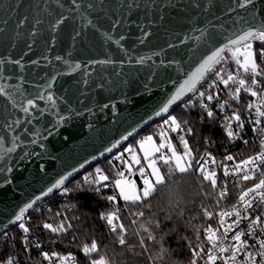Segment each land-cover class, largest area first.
<instances>
[{
    "label": "water",
    "instance_id": "obj_1",
    "mask_svg": "<svg viewBox=\"0 0 264 264\" xmlns=\"http://www.w3.org/2000/svg\"><path fill=\"white\" fill-rule=\"evenodd\" d=\"M87 2L90 0H83L79 11L92 19L97 28L83 27L81 17L75 21L67 20L52 32L49 24L61 13L77 15L76 11H68L70 7L74 8L71 0H61L64 8H60L55 0H47V4L45 0H19V7H16V0H0L3 5L0 7V28L4 29L0 32V58L23 57L24 64L21 69L6 63L5 75L13 79L0 80V83L23 84L28 93H34L35 85H43L50 76L59 73L51 90L57 97H64L62 101L58 99L56 107L45 112L38 123L34 113L31 125L23 123L26 114L14 110L16 117L22 120L23 128L29 129L28 133L23 128L12 133L0 131L6 137L5 148L12 146L15 136L21 137L13 152H0V233L51 199L59 190L42 197L20 221H15L19 209L46 191L61 175L72 173L65 181V186H69L81 172L101 163L130 140L137 139L155 122L172 115L192 93H186L171 105L169 112L160 116L155 113L201 59L233 32L243 28L242 19L250 20L254 13L257 21L264 20V0H253V5L246 9L235 8L233 0H211V3L209 0H172L175 6L166 4V0H157V6L146 9L140 0L142 6L126 17L129 22L125 23L121 18L122 23L112 30L110 22L103 18V12H92L83 6ZM116 2L105 0V6L115 8ZM195 3L200 7L193 6ZM229 6L235 11L228 12ZM111 8L109 15L115 19L117 15ZM24 17L27 20L17 27ZM37 19L43 23L36 25ZM5 20L6 24L3 23ZM34 27L37 33L30 36ZM203 29H208V34L197 40ZM75 30H80L81 36L73 40ZM144 31L149 33L147 37L143 36ZM103 32L112 37L107 43ZM121 35L124 40L119 39ZM53 36L55 41H52ZM170 44L173 47H169ZM44 55L48 56V61L42 59ZM56 56L68 60L69 64L55 60ZM141 57L143 63L138 62ZM32 60L41 62L33 65ZM100 60L112 62L89 63ZM77 62L81 68L73 72L72 65ZM85 71L88 76L83 75ZM20 75L27 83L16 79ZM85 79L88 84L83 83ZM3 99L0 97V105ZM39 103L43 107L48 102ZM105 104L107 108L103 107ZM61 116L64 119L57 123ZM3 118L0 112V121ZM33 139L37 140L36 144L31 143ZM116 141L120 143L116 144ZM105 148H112V151L104 152Z\"/></svg>",
    "mask_w": 264,
    "mask_h": 264
},
{
    "label": "snow or ice",
    "instance_id": "obj_2",
    "mask_svg": "<svg viewBox=\"0 0 264 264\" xmlns=\"http://www.w3.org/2000/svg\"><path fill=\"white\" fill-rule=\"evenodd\" d=\"M55 3L59 5L60 8H64L65 5L61 3V0H55ZM83 0H71V4L74 8L70 7L68 9L69 13L73 11L77 12L76 16H65L62 13L59 18H56L53 23L49 24L52 32H56L59 26L65 24L69 19L79 20L81 17L84 19L83 27L87 28L91 26L92 28H97V25L92 19H88L84 12L79 10L82 7ZM211 3V0H209ZM235 8L246 9V6L253 5V0H233ZM47 4V0H45ZM166 4L175 6L172 4V0H166ZM88 10L92 12H103V18H106L110 24L112 30H115L118 25L124 22L128 23L126 17L131 15L135 9L140 8V0H117L115 8L111 6H105V0H95V2H87L85 5ZM143 6L146 9H151L157 6V0H143ZM193 6L200 7L199 3H195ZM3 7V5H0ZM16 7H19V0H16ZM116 13L117 18L113 19L109 15V9ZM235 8L229 6L227 11L233 12ZM51 15V13H49ZM96 19H102L97 17ZM27 17L19 22L17 27L24 24ZM245 26L238 31L232 33L231 36L227 37L225 42L221 43L219 46H215L210 50L209 54L204 56L198 63L196 68L188 73L187 78L183 80L182 83L176 88L174 93L166 100V102L156 111L155 115L160 116L162 113L169 112V107L175 102L180 101L186 93H193V97L188 99L186 103H183L185 109L195 108L197 103L202 112L206 115H201L200 119H210L211 123L215 125L217 123V111L224 113L223 131L227 134V138L230 140H235L238 135V129H242L245 126L246 119L250 117H255L250 119L252 129L258 135L261 136L260 140V151L256 152L254 155L247 157L246 159L239 160L234 166L229 169L228 164H221L223 169V174L227 177L230 172L241 173L239 176L240 181L252 180L254 176H258L257 182L253 183L251 187H246L239 192V196L236 204H233L229 210L221 209L218 213L209 210L208 206L202 204L201 210L205 217H219L217 221V226L213 227L212 224H208L207 227L203 228V233L205 234V239L201 240L196 247L191 248V255L193 259L190 260L189 264H264V212H259L258 210L264 207V20L257 21L255 14L251 15L250 20L241 21ZM7 23V21H3ZM43 23L40 19L35 21L36 25ZM135 23V21H131ZM149 23H152L149 21ZM211 26V25H210ZM214 27V26H211ZM99 31V29H97ZM4 29L0 28V32ZM37 30L35 27L33 31L29 34L30 36H35ZM208 34V29H203L200 32V36L196 37L197 40L204 38ZM20 33H17L19 36ZM102 35L106 37L105 43L111 40V35L108 32H103ZM149 33L147 31L143 32V36L147 37ZM81 36L80 30H75L72 36L73 40ZM56 37H52V41H55ZM120 40H124V36L121 35ZM143 43V39L140 41ZM259 43V47L256 43ZM173 47V45H169ZM29 51L31 50V44L28 45ZM23 57L21 59H11V58H0V80L7 81L13 79L10 75H5V64H11L14 66H19L21 69L24 68L22 63ZM44 61H48V56L44 55L42 57ZM55 60H64L65 64H69L68 60H65L61 56H56ZM232 62L230 65L229 62ZM40 60H32L33 65L39 64ZM50 62V61H49ZM110 60H100V61H89V63H99L108 64L111 63ZM140 63L144 62V58L141 57L138 61ZM81 68L79 62L72 65V71L75 72L77 69ZM59 75V73H57ZM57 75H52L48 78L47 82L43 85H35L36 91L34 93H28L23 87V84H9L0 83V97L3 99V104L0 105V112L3 113V120L0 121V131L12 133L17 130V128H23V123L31 125L33 123V114L37 116V123L39 118H43L45 112L50 111L51 108L56 107L57 100H63L64 97H57L55 93L51 90L53 88V81L57 79ZM84 76H88V72L83 73ZM211 76V79L207 80V87L204 91L197 89V84L201 81H205L207 76ZM17 80L27 83L25 78L20 75L16 77ZM88 80H83L84 84H88ZM221 85L223 87H221ZM102 87V85H99ZM203 87V85H201ZM227 92L229 98L221 99L222 93ZM250 94L251 97L255 99H250L244 108V111L250 114L249 118H242L240 109L234 108L231 115L227 114V109L231 108L233 102L240 99L241 93ZM206 101H216V104L212 107L205 102ZM40 101H47L43 107L40 105ZM10 105V107H9ZM107 108L108 105L103 106ZM14 110H19L21 113L26 114V119L22 123V120L16 117V112ZM64 119L63 116L59 118L57 123ZM233 121L237 123L233 125ZM190 122L187 120H182L175 115L169 114L167 119L163 120V130L158 133L160 142L156 143L153 135L145 136L138 142L139 152L134 151L132 146L124 149V152L119 153L115 160L120 161L122 164V170L117 172V177L111 180L110 176L105 174L104 170L101 168H96L94 174H89L83 179V183L77 181L71 188L65 186V181L68 180L72 173L67 175H61L56 179L46 191L40 193L31 202L26 203L23 207L19 209L18 214L15 216V221H20L27 210L32 209L37 201L42 197L47 196L49 193H53L54 190H59L62 195H68L69 193H83V192H94L101 193V189H108L112 186L117 190L112 195L105 197V199L111 202L114 206L119 203L120 200L124 202V208H129L130 206H139L136 211H130V217H136L137 219H132V224H137L139 218L145 217V211L140 209L151 210L152 205L148 203L153 194L157 191L158 185H163L166 183V178L170 179L172 175L176 172L186 174L190 171H196L200 174L201 183L203 181H209L212 191L205 193V197L214 201L213 207H219L222 201L230 194L226 182H219L217 172L215 170H209L206 166L207 164H215V158L210 152H206L205 156L208 158L201 162L196 160L193 156V149L189 145V141L185 136H180V142L183 145V152H177L175 145L169 142L170 137L169 132L185 131L187 133H193L194 129L188 127ZM25 133L29 132L28 128H23ZM32 135H39V133H32ZM51 135V132H49ZM5 135L0 134V152L11 153L17 147L16 141L20 140L19 135L15 136L12 140L11 147H4ZM122 139H127V137H122ZM211 142V136L207 138ZM31 143L36 144L37 140L33 139ZM120 141H116L119 144ZM247 143V141H245ZM116 145L114 144L113 147ZM43 148L44 144H40ZM167 149V152L164 151ZM112 148H105L104 152H111ZM124 153H130L129 159L124 158ZM142 153V156H141ZM168 153H171L170 155ZM35 155L36 153H32ZM104 153H101L103 155ZM187 157V159H185ZM95 159V157L93 158ZM226 161H234L235 157L231 154L225 156ZM142 160L146 161V167H139L138 171L142 177V185H137L136 181L130 180L125 175L123 168H126L128 172L133 170V165H141ZM157 161H161L163 166L167 169L166 173L161 171V166L158 165ZM195 161V164L193 163ZM109 164L115 168L116 165L109 161ZM83 167V165H81ZM150 169V171H148ZM11 171V169H8ZM75 171V170H74ZM91 177V178H90ZM111 180V184L109 181ZM7 182V181H6ZM84 185L88 187L85 188ZM119 197V200H118ZM66 207H73V205H66ZM36 211H40L36 209ZM49 211H51L49 209ZM121 209L119 207H114L111 211H106L100 213V218L105 220L108 229L111 233L116 235V243L122 246L127 252L132 253L133 256H142L147 249V241L156 242V236L153 232L149 231L146 225L159 227L160 221L158 219L146 218L143 222L139 223V228L143 229L146 234L141 235L139 231L133 233L138 238L139 246L142 248V252L136 253L135 246L129 244L127 239L128 228L122 222L116 223V221L121 220L120 216ZM179 216H183V210L181 209L178 213ZM56 217H61L59 223L54 226L52 223L47 221L40 222L43 229L49 230L52 233H67L69 229L73 227L72 223L69 222V218L64 216L63 213L57 211L55 213ZM227 218V219H226ZM72 219H78L77 217H72ZM166 219L171 220V215L166 216ZM247 220L246 229L240 228L239 226L243 221ZM230 221V222H229ZM191 225V220L187 222ZM20 229L24 233H29L30 228L26 227L24 223L19 224ZM197 233V238H199L200 229L193 226ZM7 234L5 233V236ZM76 236H73V241L76 240ZM27 241V237H24ZM250 240L252 241L250 243ZM55 243V241H53ZM205 244L210 246H205ZM35 247L39 248L40 245L37 243ZM81 252L87 258L86 264H115V261L105 255H99V246L95 239L91 241L90 244L85 243L81 247ZM96 253L97 258H92V254ZM230 253V254H229ZM45 259H50L48 252L42 253ZM124 255V253H121ZM168 255V249L160 247L158 253L156 254L153 264L156 260H163L165 256ZM51 256H58L57 253H52ZM238 257H241L238 259ZM259 257V260H257ZM152 259L151 257H149ZM62 261L72 260V264H76V258L69 253L67 256L60 258ZM0 264H14L13 258H8L5 261H0Z\"/></svg>",
    "mask_w": 264,
    "mask_h": 264
},
{
    "label": "trees",
    "instance_id": "obj_3",
    "mask_svg": "<svg viewBox=\"0 0 264 264\" xmlns=\"http://www.w3.org/2000/svg\"><path fill=\"white\" fill-rule=\"evenodd\" d=\"M229 63L232 65L231 61ZM209 79H211L210 75L206 77L205 81H202L198 90L204 91L207 87L206 81ZM221 87L223 86L221 85ZM245 95V93H242L240 99L233 102L232 107L227 109L228 115H231L234 108H239L242 118H245ZM191 98L188 97L176 107L172 115L189 121L190 123L187 126L192 127L194 132L188 135H185L187 133L186 130L169 132V142L175 144L177 151H181L183 147L179 138L182 135L185 136L193 149V156L196 160H201L205 157L206 152H210L216 161L214 165L218 174V183L224 182L221 164H225V156L231 154L236 160L245 159L257 152L260 146V139L256 132L253 131L251 123L246 120L244 126L246 131H238V137L231 143L230 139L227 138V134L223 131L224 113L216 110L218 119L215 125L211 123L210 119L201 120L200 116L206 114L202 112L199 103H197L195 108L185 109L183 107V103H186ZM225 98H229L226 91L221 96V99ZM205 102L210 107L216 104V101L205 100ZM157 122L147 128L137 139L130 140L127 145L132 146L134 151L139 152L137 142L142 135L146 134L153 135L156 142L159 143L158 133L163 130L164 126L161 123L157 124ZM236 123V121H233V125ZM209 136H211V142L207 139ZM122 149L124 148L118 149L117 152L103 159L101 163H97L81 172L78 178L73 180L67 187L71 188L77 181L83 183L84 177L94 174L95 169L98 167L104 170L111 180L116 179V174L122 170V165L116 163L115 157ZM109 161L115 164L116 167L113 168ZM193 163L195 164V161ZM142 164H144V161ZM161 170L165 173L167 171L163 164H161ZM136 179L138 184L142 185L141 177L136 175ZM111 180L109 181L110 184ZM248 186L249 183L247 184L246 182L227 183L230 194L222 201L219 207H213L214 201L205 197V193L212 191L209 181L201 183L200 174L196 171H190L186 174L176 172L170 179L166 178L165 184L157 186V191L148 201L152 205L151 210L140 209L145 211V217L139 218L137 224L131 223L132 219L137 218L130 217L129 212L136 211L139 208L138 205L124 208L122 200L114 206L105 199V197L114 193V188L112 187L101 189L99 194L88 191L80 194L69 193L65 196L58 191L51 199L36 206L28 216L15 226L0 233V260L5 259L9 255H15L18 258V264H33L37 260L38 253L47 250L57 253L58 258L72 253L76 258V264H86L87 258L80 249L83 244H90L95 239L99 246V255H105L113 259L115 264H153V260L161 246L168 249V255L163 260H156L155 264H185L190 260V249L196 247L201 240H204L203 228L216 222L217 216L209 218L203 215L202 204L208 206L209 210L218 213L221 209L236 204L239 192ZM84 187L87 188L88 186L84 185ZM66 205H73V207L69 208ZM114 207L121 209V220L116 221V223L122 222L126 225L128 228L127 239L129 244L135 246L136 253H140L143 250L139 246L138 238L133 233L139 231L142 236L146 235L143 229L139 228V223L146 218L158 219L161 222L159 227L146 225L149 231L156 236V242L147 241L148 250L142 256H133L132 253L127 252L116 243V235L109 231L106 222L100 218V213L111 211ZM36 209L40 211H36ZM181 209L183 210L182 217L177 214ZM57 211L67 216L69 222L73 225L67 233H52L43 229L42 226H38L42 221H47L56 226L61 219V217L55 216ZM168 215H171V220L166 219ZM72 217H77L78 219H72ZM189 220H191V225L187 223ZM20 223H24L26 227H29L30 232L24 233L19 227ZM193 226L200 229L199 238H197V233ZM5 233L7 234L6 236ZM73 236L77 237L75 241L72 239ZM24 237H27V241L24 240ZM37 243L40 245L38 249L35 248ZM26 248H30L32 252ZM121 253H124V255H121ZM92 258H97V254L93 253Z\"/></svg>",
    "mask_w": 264,
    "mask_h": 264
},
{
    "label": "built area",
    "instance_id": "obj_4",
    "mask_svg": "<svg viewBox=\"0 0 264 264\" xmlns=\"http://www.w3.org/2000/svg\"><path fill=\"white\" fill-rule=\"evenodd\" d=\"M254 43H256V46L257 47H259L260 45H259V43H257V42H254ZM199 88V87H198ZM197 88V89H198ZM243 93V92H242ZM241 93V94H242ZM244 94V93H243ZM190 97H193V93H192V95L190 96ZM245 98H246V100H245V102L247 103L250 99H255V98H253V97H251L250 96V94H246L245 95ZM250 117V114L248 113V112H246L245 113V118H249ZM255 117H250V119H254ZM250 119H246L249 123H250ZM238 131H242V132H244V131H246V128H242V129H238ZM189 133H185V135H188ZM257 134V133H256ZM257 136L259 137V139L261 140V136L260 135H258L257 134ZM230 142L231 143H233L234 142V140H230ZM171 143V142H170ZM173 145H175L174 143H172ZM176 147V146H175ZM260 147H261V144H260V146H259V149L257 150V152L258 151H260ZM125 149V148H124ZM124 149H122L121 151H119L117 154H116V156L119 154V153H121V152H124ZM176 150H177V148H176ZM165 152H167V149H165L164 150ZM117 152V151H116ZM180 152H183V150L182 151H180ZM168 154H170V153H168ZM229 155V154H228ZM254 155V154H253ZM252 156V155H251ZM129 157H130V153H124V158L125 159H129ZM206 159H208L206 156L205 157H203L200 161L201 162H203L204 160H206ZM246 159V158H245ZM116 161V163L118 164V165H122L121 164V162L120 161H117V160H115ZM239 160H234V161H226L225 162V164H228L229 165V169H231L233 166H234V164L235 163H237ZM208 168H209V170H215L216 171V168H215V165L214 164H211V163H209V164H207L206 165ZM123 170L125 171V175L127 176V178L128 179H130V180H133V175H132V173H130V172H128L127 171V169L126 168H123ZM241 175V173H233V172H230V174L227 176V177H225L224 176V174H223V169H222V176H223V179H224V182H226V183H228V184H234V183H239V182H241V183H243V182H245V181H240L239 180V176ZM217 177H218V174H217ZM91 178V177H90ZM116 178H118V177H116ZM257 180H258V176H254L253 177V179L252 180H249V181H247L246 183L248 184L249 183V186L248 187H251L252 186V184L253 183H255V182H257ZM112 188H114V192H116L117 190L115 189V187L114 186H112ZM231 207H226V208H223L224 210H229ZM113 210V209H112ZM264 211V207H262V208H260L259 210H258V212H257V214H259V212H263ZM120 215H121V212H120ZM218 219H219V217H218V215H217V217H216V222L214 223V224H212V226L213 227H216L217 226V221H218ZM227 219V218H226ZM105 221V220H104ZM106 222V221H105ZM230 222V221H229ZM247 223H248V221L247 220H245V221H243L242 223H241V225L239 226L240 228H244V229H246V227H247ZM107 224V223H106ZM203 237H204V239H205V234L203 233ZM252 241L250 240V243H251ZM205 246L207 247V246H210V245H207V244H205ZM36 249H38L37 247H35ZM40 248V247H39ZM27 250H29L30 252H32L31 250H30V248H26ZM34 249V248H33ZM43 252H48L49 253V255H50V259H45L44 257H43V255H42V253ZM51 254H52V252H49V251H47V250H44V251H42V252H39L38 253V255H37V260L33 263V264H72V260L71 259H69V260H67V261H62L60 258H58L57 256H51ZM230 254V253H229ZM74 256V255H73ZM75 257V256H74ZM8 258H13L14 259V264H18V258L15 256V255H9V256H7L5 259H3V260H0V261H5L6 262V260L8 259ZM241 257H238V259H240ZM191 259H193V257H192V255H191V257H190V260ZM190 260H189V262H190ZM257 260H259V257H257ZM189 262H187V263H185V264H189ZM77 263V262H76ZM201 264H202V262H201ZM217 264H220V262L218 261L217 262Z\"/></svg>",
    "mask_w": 264,
    "mask_h": 264
},
{
    "label": "rangeland",
    "instance_id": "obj_5",
    "mask_svg": "<svg viewBox=\"0 0 264 264\" xmlns=\"http://www.w3.org/2000/svg\"><path fill=\"white\" fill-rule=\"evenodd\" d=\"M166 119H167V118H166ZM158 123L163 124V120L157 122V124H158ZM145 136H148V134H146V135H142L141 138L138 140V142H139L141 139H143ZM154 140H155V139H154ZM155 141H156V140H155ZM138 142H137V143H138ZM156 143H157V142H156ZM128 147H129V145L124 146V147H122V148H128ZM182 147H183V145H182ZM164 150H165V149H164ZM182 150H183V148L181 149V151H182ZM177 152H180V151H177ZM170 154H171V153H170ZM170 154H169V155H170ZM141 156H142V153H141ZM185 159H187V157H185ZM142 162H143V160H142ZM157 163H158V165H160V166H161V164H162L161 161H157ZM146 164H147V162L144 161V164H141V165H133V170H132L130 173H132V175H133V180L136 181L137 185H139V184H138V181H137V179H136V175H138V176L141 177V175H140L138 169H139V167H141V166L146 167ZM136 169H137V170H136ZM136 171H137V172H136ZM148 171H150V169H149ZM161 171H162V170H161ZM141 180H142V177H141Z\"/></svg>",
    "mask_w": 264,
    "mask_h": 264
},
{
    "label": "crops",
    "instance_id": "obj_6",
    "mask_svg": "<svg viewBox=\"0 0 264 264\" xmlns=\"http://www.w3.org/2000/svg\"><path fill=\"white\" fill-rule=\"evenodd\" d=\"M264 212V211H263Z\"/></svg>",
    "mask_w": 264,
    "mask_h": 264
}]
</instances>
